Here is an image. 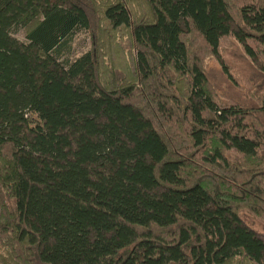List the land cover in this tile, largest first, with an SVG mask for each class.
<instances>
[{
    "label": "trees",
    "instance_id": "obj_1",
    "mask_svg": "<svg viewBox=\"0 0 264 264\" xmlns=\"http://www.w3.org/2000/svg\"><path fill=\"white\" fill-rule=\"evenodd\" d=\"M229 39L264 73V0H0V237L20 263L264 264L240 219L264 222V93L221 102L204 66L232 79Z\"/></svg>",
    "mask_w": 264,
    "mask_h": 264
},
{
    "label": "rangeland",
    "instance_id": "obj_2",
    "mask_svg": "<svg viewBox=\"0 0 264 264\" xmlns=\"http://www.w3.org/2000/svg\"><path fill=\"white\" fill-rule=\"evenodd\" d=\"M136 9L144 13L145 7L136 6ZM13 37L18 41L26 42L25 34L22 30L16 31ZM87 33H77L66 53V57L74 60L89 50L90 42ZM222 61L226 64L232 79L224 73L219 60L213 57H206L205 72L209 80V85L216 99L221 102L234 100L243 106L253 108L257 100L264 93V73L259 64L249 59L242 50L240 44L233 39H229L223 45L221 52ZM264 154V153H263ZM240 219L243 224L253 231L260 239L264 240V222L256 218L249 211H242ZM0 237V264H25L16 259L7 246L6 235ZM230 264H248L239 259L233 260Z\"/></svg>",
    "mask_w": 264,
    "mask_h": 264
}]
</instances>
